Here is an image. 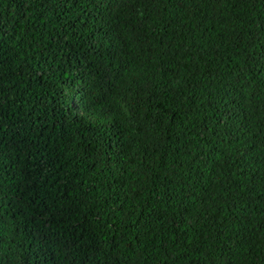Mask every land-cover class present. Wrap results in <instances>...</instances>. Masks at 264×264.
<instances>
[{"label": "trees", "instance_id": "obj_1", "mask_svg": "<svg viewBox=\"0 0 264 264\" xmlns=\"http://www.w3.org/2000/svg\"><path fill=\"white\" fill-rule=\"evenodd\" d=\"M0 264H264V0H0Z\"/></svg>", "mask_w": 264, "mask_h": 264}]
</instances>
